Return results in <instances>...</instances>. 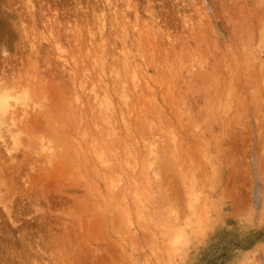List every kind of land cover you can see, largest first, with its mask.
Masks as SVG:
<instances>
[{
    "label": "rangeland",
    "instance_id": "374dc122",
    "mask_svg": "<svg viewBox=\"0 0 264 264\" xmlns=\"http://www.w3.org/2000/svg\"><path fill=\"white\" fill-rule=\"evenodd\" d=\"M98 1L0 0V264H264V0Z\"/></svg>",
    "mask_w": 264,
    "mask_h": 264
},
{
    "label": "bare ground",
    "instance_id": "6f19581e",
    "mask_svg": "<svg viewBox=\"0 0 264 264\" xmlns=\"http://www.w3.org/2000/svg\"><path fill=\"white\" fill-rule=\"evenodd\" d=\"M88 1V0H87ZM90 1H92V0H90ZM98 1V0H97ZM107 1V0H106ZM105 1V2H106ZM127 1V0H126ZM25 2H26V0H25ZM99 2V1H98ZM108 2H109V0H108ZM29 3V2H28ZM32 4V3H31ZM115 5V4H114ZM118 5V4H117ZM122 6H126V5H122ZM29 7H33L32 5L31 6H29ZM83 7V6H82ZM81 7V8H82ZM229 7H231V6H229ZM244 7V6H243ZM101 8V7H100ZM109 8H110V6H109ZM232 8V7H231ZM33 9V8H32ZM31 9V10H32ZM96 9V8H95ZM112 9V8H111ZM125 9H126V7H125ZM251 10V9H250ZM83 11V10H82ZM103 11V10H102ZM102 11H101V13H102ZM127 11V10H126ZM125 11V12H126ZM36 12V11H35ZM135 12V11H134ZM123 13V12H122ZM136 13V12H135ZM224 13V12H223ZM235 13V12H234ZM81 14V13H80ZM84 14V13H83ZM126 14H127V12H126ZM132 14V13H131ZM71 15V14H70ZM82 15V14H81ZM121 15V14H120ZM199 15V14H198ZM225 15V14H224ZM37 16V15H36ZM72 16V15H71ZM89 16V15H88ZM38 17V16H37ZM105 17V16H104ZM169 17V16H168ZM29 18V17H28ZM52 18V17H51ZM88 18V17H87ZM113 18V17H112ZM127 18V17H126ZM38 19V18H37ZM45 19V18H44ZM97 19V18H96ZM99 19V21H98V24H99V26H98V33H99V35L101 34V32L104 30L103 28H104V26H105V24H104V20L105 19H103V17H102V14H101V16L98 18ZM128 20V19H127ZM147 21V20H146ZM204 21V20H203ZM67 22V21H66ZM134 22V21H133ZM186 22V21H185ZM132 23V22H131ZM151 23V22H150ZM187 23V22H186ZM120 24V23H119ZM129 24V23H128ZM144 24H145V21H144ZM188 24V23H187ZM203 24V23H202ZM22 25V24H21ZM69 25V24H68ZM86 25V24H85ZM134 25V24H133ZM121 26V25H120ZM147 26V25H146ZM148 26H150V25H148ZM148 26H147V29H148ZM77 27V26H76ZM114 27H115V25H114ZM122 27V26H121ZM189 27V26H188ZM26 28V27H25ZM32 28V27H31ZM44 28V27H43ZM49 28V27H48ZM51 28V27H50ZM74 28V27H73ZM96 29H97V27H95ZM109 28H111V27H109ZM119 28V27H118ZM144 28H145V26H144ZM187 28V27H186ZM58 30H59V28H57ZM78 29V28H77ZM48 30V29H47ZM62 30V29H61ZM91 30V29H90ZM114 30V29H113ZM143 30H145V29H143ZM81 31V30H80ZM89 31V30H88ZM93 31V30H92ZM111 31V30H110ZM53 32V31H52ZM62 32V31H61ZM76 32V31H75ZM87 32V31H86ZM107 32V31H106ZM140 32V31H139ZM145 32V31H144ZM147 32V31H146ZM146 32H145V34H146ZM233 32V31H232ZM60 33V32H59ZM67 33V32H66ZM89 34V33H88ZM149 34V33H148ZM147 34V35H148ZM49 35H50V33H49ZM62 35V34H61ZM67 35H69V34H67ZM90 35H91V37H92V35H94V33H92V32H90ZM89 35V36H90ZM103 35V34H102ZM119 35V34H118ZM136 35V34H135ZM42 36H43V34H42ZM51 36V35H50ZM126 36H127V34H126ZM59 37V36H58ZM112 37V36H111ZM121 37V36H120ZM130 37V36H129ZM152 37V36H151ZM165 37H167L166 35H165ZM40 38H41V36H40ZM50 38V37H49ZM67 38V37H66ZM117 38V37H116ZM168 38V37H167ZM88 39V38H87ZM97 39V38H96ZM130 39V38H129ZM146 39V38H145ZM40 40V39H39ZM79 40V39H78ZM102 39H100V41H101ZM147 40V39H146ZM167 40H169V38L167 39ZM43 41V40H42ZM48 41V40H47ZM58 41V40H57ZM74 41H75V39H74ZM92 41V40H91ZM116 41V40H115ZM132 41H134V40H132ZM88 42H90L89 40H88ZM117 42V41H116ZM146 42V41H145ZM149 42V41H148ZM28 43V42H27ZM55 43V42H54ZM58 43H60V42H58ZM96 43V42H95ZM111 43V42H110ZM131 43H133L134 44V42H131ZM147 43V42H146ZM173 43V42H172ZM29 44V43H28ZM56 44V43H55ZM71 44V43H70ZM150 44V43H149ZM32 45V44H31ZM57 45V44H56ZM55 45V46H56ZM110 45V44H109ZM128 45V44H127ZM148 45V44H147ZM119 46V45H118ZM167 46V45H166ZM27 47V46H26ZM56 47H58V45L56 46ZM30 48V47H29ZM47 48H48V46H47ZM56 49V48H55ZM60 49V48H59ZM58 49V50H59ZM103 49V48H102ZM118 49V48H117ZM123 49V48H122ZM57 50V49H56ZM63 50V49H62ZM86 50V49H85ZM93 50V49H92ZM96 50V49H95ZM121 50V49H120ZM127 50V49H126ZM59 51H61V50H59ZM58 51V52H59ZM82 51H84V49L82 50ZM94 51V50H93ZM151 51V50H150ZM86 52V51H85ZM101 52V51H100ZM120 52V51H119ZM56 53V52H55ZM64 53V52H63ZM83 53V52H82ZM91 53V52H90ZM94 53H95V51H94ZM104 53V52H103ZM121 53H123L122 52V50H121ZM58 54V53H57ZM60 54V53H59ZM58 54V55H59ZM87 54V53H86ZM99 54V53H98ZM124 54V53H123ZM57 55V56H58ZM61 55V54H60ZM69 55H71V54H69ZM84 55V54H83ZM125 55V54H124ZM127 55V54H126ZM53 56H54V54H53ZM92 56V55H91ZM104 56V55H103ZM42 57V56H41ZM70 57H72V56H70ZM107 57V56H106ZM91 58V57H90ZM93 58H96V57H94L93 56ZM92 58V59H93ZM105 58V57H104ZM104 58L103 59H101V64L103 63V61H104ZM131 58H133V57H131ZM58 59H62V58H59L58 57ZM128 59V57L127 56H125V60H126V63L124 64V66L126 67V69H128L127 71H129V74H130V78L133 80V78H134V73H135V69H134V67H135V63H134V61H133V63H131L129 60H127ZM63 60H65V57H64V59ZM99 60V59H98ZM103 60V61H102ZM56 61H58V60H56ZM100 61V60H99ZM123 61H124V59H123ZM123 61H122V63H123ZM64 62H66V60L65 61H63L62 63H64ZM41 63V62H40ZM62 63H60V64H62ZM67 63V62H66ZM120 63H121V61H120ZM59 64V65H60ZM68 64V63H67ZM100 64V65H101ZM42 65V64H41ZM44 65V64H43ZM66 65V64H65ZM100 65H99V67H100ZM60 66H63V65H60ZM110 66H112V65H110ZM159 66V65H158ZM65 68H67V66L65 67H63V69H65ZM100 68H102V66L100 67ZM99 68V69H100ZM62 69V68H61ZM70 70H71V68H70ZM69 70V71H70ZM114 70H117L116 68L114 69ZM114 70H111V72H110V74L112 73V71H114ZM64 71H66V69L64 70ZM63 71V72H64ZM72 71V70H71ZM70 71V72H71ZM102 71V69L100 70V73H102L101 72ZM33 72V71H32ZM36 72V71H35ZM117 72V71H116ZM97 73V72H96ZM34 74V73H33ZM62 74V73H61ZM98 74V73H97ZM114 74V78H116V76H115V71H114V73H112V75ZM35 75V74H34ZM70 75H73V73H70ZM104 74L102 73V76H103ZM28 76H29V74H28ZM27 76V77H28ZM97 76V75H96ZM100 76H101V74H100ZM99 75L97 76V78H99L100 77ZM109 76V75H108ZM111 76V75H110ZM26 77V78H27ZM32 77H34V76H31V78ZM72 77V76H71ZM106 77V76H105ZM104 78V77H103ZM113 78V79H114ZM1 80V79H0ZM14 80V79H13ZM79 80H81V79H79ZM99 81H95L96 82V86H97V83H102L103 84V82L102 81H100V78L98 79ZM106 80V79H105ZM115 80V79H114ZM116 80H117V78H116ZM74 81V80H73ZM13 82V81H12ZM24 82H25V84H27V81L26 80H24ZM79 82V81H78ZM107 82V81H106ZM116 83H118V82H116ZM12 84V83H11ZM14 84V83H13ZM12 84V85H13ZM69 84H71V82L69 83ZM78 84V83H77ZM80 85V87L82 88V83L81 84H79ZM79 85H77V86H79ZM105 85H107V83L106 84H103V86L104 87H106ZM21 86V85H20ZM23 86V85H22ZM18 87L19 88V90H16V91H11L12 89H11V87L9 86V84H7V83H3V81L1 82L0 81V156H1V154H2V156L4 155V157H0V161H1V164L3 165V167H4V164L5 163H2V162H6V164L8 163H13V162H15V155H14V153L17 151V146H18V143H19V132H20V130H21V127H18L17 125H18V122H20V119H23V118H27V116H28V114H29V112L27 111V104H26V102H25V100H27V98H28V92H27V85H26V87ZM71 86V85H70ZM76 86V87H77ZM92 86L93 87H91V89L92 88H94L95 86L92 84ZM101 86V85H100ZM102 86V87H103ZM79 87V88H80ZM104 87H103V89H104ZM98 88V87H97ZM100 88V87H99ZM90 89V91L89 92H91L92 90ZM101 89V88H100ZM103 89H101V92H102V90ZM106 89V92L108 93V91H107V88H105ZM81 90V89H80ZM121 90V89H120ZM74 91V90H73ZM72 91V92H73ZM85 91V90H84ZM20 92V93H19ZM81 92V91H80ZM93 92H94V89H93ZM92 92V93H93ZM103 92H104V90H103ZM19 93V94H18ZM74 93V92H73ZM103 94V93H102ZM110 94V93H109ZM108 94V95H109ZM116 94V93H115ZM122 94V96H121V98H123L122 100H124V99H126V97L124 98L123 97V92L121 93L120 92V95ZM74 95H78V94H74ZM87 95H88V93H87ZM93 95H97V92L95 93L94 92V94ZM114 95V94H113ZM120 95L119 96H117V97H120ZM95 96H92L91 95V98L92 97H94L93 98V102H94V100H95ZM100 96H102V95H100ZM99 96V97H100ZM109 96H111V95H109ZM76 97V96H75ZM82 98V97H81ZM97 98V97H96ZM102 100H98V104H99V108H98V111L100 112V110L99 109H101L100 108V106L102 105L103 107H105L106 106V108H108L107 106L111 103L110 102V100L108 99V97L106 96V94L105 95H103L102 97ZM100 98V99H101ZM30 99V98H29ZM79 100L80 98H79V95L75 98V100ZM99 99V98H98ZM92 100V99H91ZM121 100V99H120ZM97 101V100H96ZM77 102H80V101H77ZM35 103V102H34ZM34 103H32L33 105H34ZM82 103V102H81ZM16 104H20L21 105V107H20V109L18 110H16V107L14 108L13 106L14 105H16ZM38 104V103H37ZM96 105H97V103H96ZM95 105V106H96ZM35 106H37L36 105V103H35ZM101 106V107H102ZM110 106V105H109ZM102 107V108H103ZM106 108H105V110H106ZM18 112H20V113H18ZM98 112V113H99ZM14 126H16V129L15 128H13ZM23 126V125H22ZM26 147V146H25ZM23 149V148H22ZM148 152H151L152 153V151L150 150V151H148ZM94 155V154H93ZM101 155V154H100ZM2 158V159H1ZM151 158H154V156L152 155V157ZM5 159V160H4ZM99 163V162H98ZM97 163V164H98ZM0 164V165H1ZM29 165V164H28ZM7 166V165H6ZM13 166V165H12ZM1 168H3L2 166H0ZM13 168V167H12ZM95 168V167H94ZM1 170V169H0ZM7 170V169H6ZM11 170V169H10ZM2 171V170H1ZM0 171V172H1ZM9 171V170H8ZM4 173H5V171H3ZM93 172H95V171H93ZM102 172V171H101ZM6 173H8V172H6ZM0 174H2V172L0 173ZM5 175V174H4ZM6 176V175H5ZM8 177V176H7ZM9 178V177H8ZM21 185H22V183H21ZM24 185V184H23ZM29 190V189H28ZM8 198V197H7ZM5 205V204H4ZM5 208V207H4ZM5 210H6V208H5ZM3 212V211H2ZM5 212H8V210L7 211H5ZM17 212V211H16ZM5 214H7V213H5ZM3 215V214H2ZM8 215H9V213H8ZM7 216V215H6ZM14 221H12V223H13ZM16 222V221H15ZM14 225V224H13Z\"/></svg>",
    "mask_w": 264,
    "mask_h": 264
}]
</instances>
